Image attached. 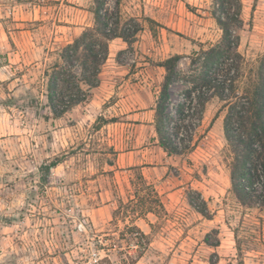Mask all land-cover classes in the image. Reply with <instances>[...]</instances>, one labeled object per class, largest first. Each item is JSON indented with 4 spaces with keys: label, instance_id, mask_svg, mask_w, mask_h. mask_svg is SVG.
I'll use <instances>...</instances> for the list:
<instances>
[{
    "label": "rangeland",
    "instance_id": "rangeland-1",
    "mask_svg": "<svg viewBox=\"0 0 264 264\" xmlns=\"http://www.w3.org/2000/svg\"><path fill=\"white\" fill-rule=\"evenodd\" d=\"M115 1L107 0L109 9ZM119 1L123 20H138L142 32L130 45L110 42L99 86L54 119L48 109L27 106L28 91L47 102L43 72L93 26L92 0H0V264H98L105 252L97 242L115 231L112 211L127 196L132 168L165 206L159 217L136 222L151 240L136 264H264V208L244 207L233 193L222 102L214 97L206 105L192 153L168 156L155 138L164 76L156 63L182 56L170 89L173 114L199 71L193 52L221 38L210 0ZM242 4L238 51L252 65L264 52V0ZM55 159L58 166L46 171ZM188 196L205 201L209 219ZM207 235L219 246H207ZM108 257L125 264L116 250Z\"/></svg>",
    "mask_w": 264,
    "mask_h": 264
},
{
    "label": "trees",
    "instance_id": "trees-1",
    "mask_svg": "<svg viewBox=\"0 0 264 264\" xmlns=\"http://www.w3.org/2000/svg\"><path fill=\"white\" fill-rule=\"evenodd\" d=\"M210 3L208 14L221 31V38L193 52L190 61L199 71L189 79L190 86L183 91L173 114L169 112L170 89L177 80V66L182 56L174 55L156 63L164 71L153 109L157 146L168 156L192 153L198 144L196 137L206 105L212 98H218L222 102L218 113L225 111L223 134L232 154L229 170L233 193L244 207L264 208V52L249 65L238 51V32L243 27L242 0H210ZM92 4L93 26L62 47L56 61L43 72L47 102L43 104L28 91V107L37 111L48 109L58 119L87 102L91 91L100 84L110 42L121 39L130 45L142 32L143 26L138 20H123L119 0L112 9L108 8L107 0H92ZM147 21L158 26L153 20ZM14 101V97H8L6 105ZM59 161L55 159L45 170L57 167ZM132 170L135 172L129 181L127 196L125 200L117 199L112 211L111 225L115 231L104 233L97 242L105 252L98 264H111L108 253L115 250L123 255L122 263L136 264L151 243L136 222L146 220L149 214L159 217L165 213L155 186L138 168ZM188 197L190 206L209 219L205 201L199 196ZM119 221L125 224L122 230L118 229ZM205 243L213 248L219 246L218 240L209 242V235Z\"/></svg>",
    "mask_w": 264,
    "mask_h": 264
}]
</instances>
